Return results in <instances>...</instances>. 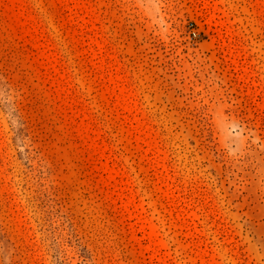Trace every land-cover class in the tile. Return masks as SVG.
Returning a JSON list of instances; mask_svg holds the SVG:
<instances>
[{"label": "rangeland", "instance_id": "1", "mask_svg": "<svg viewBox=\"0 0 264 264\" xmlns=\"http://www.w3.org/2000/svg\"><path fill=\"white\" fill-rule=\"evenodd\" d=\"M0 264H264V0H0Z\"/></svg>", "mask_w": 264, "mask_h": 264}]
</instances>
